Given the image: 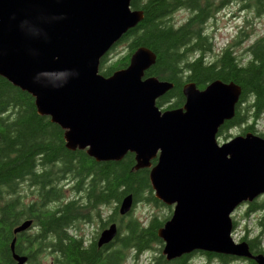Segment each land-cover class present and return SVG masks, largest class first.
I'll list each match as a JSON object with an SVG mask.
<instances>
[{"label": "water", "instance_id": "1", "mask_svg": "<svg viewBox=\"0 0 264 264\" xmlns=\"http://www.w3.org/2000/svg\"><path fill=\"white\" fill-rule=\"evenodd\" d=\"M130 3L0 0V76L32 95L37 113L64 130L67 149H85L96 161L131 152L135 169L150 167L154 196L173 205L157 231L166 260L201 249L264 264L263 253L253 254L247 242L231 236L233 210L264 193V136L246 132L217 140L241 88L220 79L204 88L188 82L183 105L161 110L156 100L173 83L145 76L156 59L146 46L132 51L125 68L103 76L102 56L143 18ZM132 205V195H125L118 213ZM117 232L115 222L104 228L98 247ZM15 259L22 264L26 256Z\"/></svg>", "mask_w": 264, "mask_h": 264}, {"label": "trees", "instance_id": "2", "mask_svg": "<svg viewBox=\"0 0 264 264\" xmlns=\"http://www.w3.org/2000/svg\"><path fill=\"white\" fill-rule=\"evenodd\" d=\"M198 1L131 0V7L141 9L143 18L125 33V39L130 37L129 51L125 54V58L122 56L105 68H103L106 58L104 55L100 61L99 71L108 76L124 65L127 66L129 57L136 47H149L155 52L156 59L145 71V76L152 75L173 83L168 91L157 98L158 107L181 106L184 102L182 87L185 83L193 82L198 88H204L214 79L224 82L233 81L241 88V93L235 105L234 116L219 127L218 134L222 130L240 124L247 114L249 118L252 117L253 122L242 131H248L254 128L255 121L264 109V54L261 47L264 44L256 43L253 59L242 66H238L229 54H225L220 61L222 70H215L213 66L207 67L202 53V45L206 39L200 26L203 13L202 7L197 8L200 6ZM181 3L197 8L198 12L176 28L163 18L173 6ZM120 41H123L122 38ZM193 50L198 51V54L189 58V53ZM251 93L250 97L253 99L250 100L249 97L248 100L247 97ZM244 102L246 112L241 107ZM161 103H164V106ZM248 132L255 134L254 131ZM63 133L64 130L51 122L47 115L37 113L34 98L30 93L0 76V199L2 201L0 205H5L3 213L9 214L11 211L6 210L17 204L15 194L28 177H32L33 182L45 183L47 177L53 176L52 170L56 168L80 176V181L83 182L85 176L92 175V185L87 188V201L91 202L94 197L97 211L101 200H106L109 196L117 203L127 194L132 195L133 204L141 201V198L157 202L148 181L149 168L135 169L133 153H126L120 160L96 161L88 156L85 150L67 149ZM151 162L154 164L156 160L152 159ZM42 176L46 177L42 178ZM84 186L85 182L84 185L82 183L83 189ZM143 189L145 190L141 196ZM117 209L118 205H115L114 212L110 215L118 224L119 230L124 229V234L118 237V230L116 239L114 238L117 247L113 246L110 254H102L94 247L90 250H81L75 246L76 249H71L69 255L74 259L85 261L86 264H122L128 247H135L138 254L147 249L152 242H161L157 228L163 225V220L154 218L146 225L136 218L119 222ZM74 213L76 211L73 208L67 209L65 220ZM20 214L25 215L24 212ZM80 215V217L84 216ZM251 247L253 251L261 252L255 243ZM207 254L221 256L222 260H225L226 256L231 257L226 254ZM187 259L188 255H183L180 258L166 260L161 255L155 258L153 264H186ZM248 264L257 263L249 260Z\"/></svg>", "mask_w": 264, "mask_h": 264}, {"label": "rangeland", "instance_id": "3", "mask_svg": "<svg viewBox=\"0 0 264 264\" xmlns=\"http://www.w3.org/2000/svg\"><path fill=\"white\" fill-rule=\"evenodd\" d=\"M208 1H209L208 11L215 10V12H214V16L208 22L207 19H205L204 22L203 20L201 21V25H200L201 30L207 31V26L213 23V25L217 29V32L214 37L215 46L213 44L214 39L212 41H209L208 38H206V41L202 45L203 52L206 50L208 43H210V46L213 50L214 47H216L217 49L218 47H222L224 44L228 45L230 41H232V39L234 38L236 40L241 38V43L238 46L239 47L238 50L241 51V54L245 60L249 59L251 54L250 52L246 53V49L251 45V43H254L258 39V37L260 38V36L258 35L264 36V0H222L218 6L215 3V1L218 0H208ZM198 3L200 4V6L197 7L198 9L204 6L203 0H199ZM224 6L225 8L222 9ZM197 8H191L184 3L175 5L172 7L168 15L164 16L163 20L168 21L170 24H173L175 27H179L183 25L191 16H194L198 12ZM129 43H130V37H127L125 39V45L123 41L117 42L109 50V52L105 54L106 58L103 62V68H105L107 65H110L112 62H114V60L122 57L124 53L127 54L129 51ZM254 47L255 45H251L249 49H252ZM261 47L263 49L262 51L264 54V45ZM233 48H234L233 49L234 52L235 46ZM197 54L198 51L193 50L189 53V58L195 57ZM207 54L208 53H206V55ZM251 95L252 93L248 95L247 97L248 100ZM252 99L253 97H250V100ZM247 102L248 101H246V103ZM246 103L244 102L241 106L242 110L245 112H246L245 109ZM163 104L164 103H161L162 106H164ZM252 122H253L252 117L249 118V115L247 114V117L244 120H242L240 124H236L226 130H222L219 134L217 132L218 134L217 140L221 142L224 141L226 138L229 139L230 138L229 136L232 137L234 135L240 134L243 127H245L246 124ZM255 122H256L254 123L255 129L256 131H258L257 134L260 133L264 135V109L260 112ZM66 174L69 178L71 177V173H66ZM52 177H54V175ZM51 178H49L48 180H50ZM91 178L92 175H88L87 177L86 176L84 177V182H85V187L83 189L84 192H79L80 196L83 195L86 198L87 188L91 187L92 185ZM48 180H46V182ZM148 181L152 193L154 194V190L151 186V182L149 178ZM31 190L32 189L30 188V186L23 185L18 189L17 194H15V197L18 198L19 201L23 199L24 201H27L28 197L26 196L30 193ZM144 190L145 189L142 190L141 196ZM46 193H47V188L44 190L45 195ZM64 193L66 194V197L75 196L73 195V192L71 191V187L69 185L66 186ZM60 200L61 198H59L57 201L60 202ZM102 202L105 201H101L98 204V206L100 204L102 205ZM119 203L111 199V201L103 207L104 216L107 213H110L111 211L114 212V206L118 205L119 207ZM91 204L97 206L95 204L94 197L91 200ZM16 207L20 208L19 205H16ZM92 208L93 207H91V209ZM91 209L88 208V216H89L88 218H84V216L77 217L75 220L69 222L71 224L73 223L74 227L77 226L78 228L85 229L84 231L85 235H83L85 239L90 238V236L94 232V228L96 225L87 224L83 221L90 220L91 222L96 221L97 224L99 223L96 215L94 214L93 209L92 210ZM171 214H172L171 205H167L159 199H157V202H154V201H147L146 198H141V201H137L133 204V208L128 216H124V219L123 216H121L119 213L117 214V216L119 217V222L121 220L126 221L128 218H136L142 224L146 225L150 223L153 217H157L160 220H165L167 218L169 219ZM231 217H232L231 236L235 241L245 234L246 229H248L249 231L248 233L249 237L255 236L257 234H260V232H262L260 235L261 243L260 242L256 243V246L258 248L261 247L264 249V193L263 192L255 196L254 199L251 201H244L240 203L233 210ZM123 234H124V229L120 228L118 237H121ZM112 246L117 247L116 240L112 242ZM163 246H164V241L161 239V242L158 241L152 242L147 249L141 251L138 254H136L135 247L130 246L125 250L126 258L122 262V264H152L154 263L156 257L162 255ZM207 253H211V252L198 249L192 251L191 253L184 254V255H188L186 264H248L249 262V259L242 256H234V257L224 258L225 260H222L220 257L209 255ZM53 254L54 256L52 255L50 249L49 251L44 253H37L36 257L33 258L32 262H34L35 264H51L52 257L55 258L57 255L56 253ZM163 257L165 258L164 255Z\"/></svg>", "mask_w": 264, "mask_h": 264}, {"label": "flooded vegetation", "instance_id": "4", "mask_svg": "<svg viewBox=\"0 0 264 264\" xmlns=\"http://www.w3.org/2000/svg\"><path fill=\"white\" fill-rule=\"evenodd\" d=\"M222 0L215 1L218 6ZM208 0H203L202 20L204 22L207 19V22L214 16L215 10L208 11ZM247 5V4H246ZM225 6L222 8L224 9ZM210 26V27H209ZM209 27V28H208ZM204 31V35L208 38L209 41H213L215 46V35L217 29L212 24L207 26V31ZM258 39L251 43V45H256V43L264 44V36L258 35ZM257 37V36H256ZM211 39V40H210ZM123 43L125 45V34L122 37ZM206 41V39H205ZM241 43V38L236 40L235 38L230 41V43L224 44L222 47L211 48L210 43L206 50L203 53L204 62L207 64V67L213 66L215 70H222L221 68V58L225 54H229L235 63H238V66L244 65L250 59H253L255 47L249 49L250 46L246 49V53L250 52L252 56L249 59H244L241 54V51L238 50V46ZM235 46V51L233 52V47ZM254 50V51H253ZM206 53H208L206 55ZM125 58V53L123 54ZM264 58V57H263ZM124 60V59H123ZM125 62V60H124ZM245 62V63H243ZM243 63V64H242ZM125 68V65H124ZM182 106V105H181ZM175 107V108H179ZM173 109V108H168ZM250 124H246L248 126ZM244 128V127H243ZM248 131H254L257 134L255 126L252 127ZM248 131H242L240 134H245ZM260 134V133H259ZM263 135V134H262ZM264 136V135H263ZM44 171V169H43ZM54 177H47V179L51 178L45 183L42 182H33L32 177H28V180L25 181L21 186L27 185L32 189L30 193L26 196L28 197L27 201L16 199V205H19L20 208H17L16 205L13 206L8 213H3L5 205H0V264H13L17 262L15 259L17 256H26V260L22 264H35L33 258L36 257L37 253H44L51 250L52 255L56 253V257L51 260V264H86V262H82L80 259H77L69 255L71 249H76L75 246L84 250L93 249V247L104 254H110L113 246L112 242L108 244H104L101 247L97 245V239L101 231L110 225L113 222L111 215L113 214L111 211L104 216L103 207L107 205L111 201V196H109L105 201L102 202V205H99V210L97 211L96 206L88 202V192L85 196H80L79 192H84L82 188L83 181H80V176L72 175L69 178L66 172L61 171L59 168L52 170ZM48 174V173H47ZM46 177V176H45ZM42 176V178H45ZM69 185L71 187V191L73 192L74 197H66L65 188ZM36 186V187H35ZM47 188L46 195L44 194V190ZM76 193V194H75ZM108 194V192H107ZM61 198L60 202L57 200ZM84 200V202H83ZM1 201V199H0ZM2 202V201H1ZM22 204V205H21ZM93 207L94 214L97 217L99 223L96 221L84 220L83 222L87 224H95L94 232L90 236L89 239H85L83 235L85 229L74 227V224L69 223L72 220H75L77 217H80L83 213L84 218H88V208L91 209ZM74 209L76 213L70 215V218L65 220V215L67 209ZM91 209V210H92ZM100 211V214H99ZM24 212V216L20 213ZM111 214V215H110ZM79 215V216H78ZM82 215V216H83ZM157 217H153V219ZM124 219V216H123ZM126 220V219H125ZM160 220V219H158ZM24 221H28V226L20 231L15 232V229L21 225ZM150 221V222H151ZM150 224V223H149ZM249 231L246 229L245 234L238 238L236 242H247L249 249L253 254L263 253V248H258L261 252L253 251L252 245L254 243H261V233L255 236L249 237ZM254 241V242H253ZM71 247V248H69ZM223 255V254H218ZM231 257H234L230 255ZM221 257V256H216ZM223 258V257H222ZM226 258H229L226 256ZM91 259V258H88ZM248 259V258H247ZM252 260V259H249ZM73 261V262H72ZM87 261V260H86ZM255 262V261H254ZM153 264V263H152Z\"/></svg>", "mask_w": 264, "mask_h": 264}, {"label": "bare ground", "instance_id": "5", "mask_svg": "<svg viewBox=\"0 0 264 264\" xmlns=\"http://www.w3.org/2000/svg\"><path fill=\"white\" fill-rule=\"evenodd\" d=\"M233 116H234V115H233ZM225 121H226V120H225ZM225 121H224V122H225ZM221 125H222V124H221ZM221 125H220V126H221ZM220 126H219V127H220ZM218 129H219V128H218ZM124 156H125V155H124ZM119 160H120V159H119ZM106 161H112V160H106ZM167 205H168V204H167ZM170 205H171V204H170ZM171 206H172V211H173V205H171ZM232 256H234V255H232Z\"/></svg>", "mask_w": 264, "mask_h": 264}]
</instances>
